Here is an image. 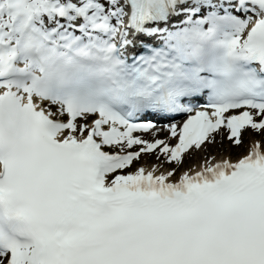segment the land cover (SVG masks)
I'll return each instance as SVG.
<instances>
[{"label": "snow or ice", "instance_id": "obj_1", "mask_svg": "<svg viewBox=\"0 0 264 264\" xmlns=\"http://www.w3.org/2000/svg\"><path fill=\"white\" fill-rule=\"evenodd\" d=\"M0 264H264V0H0Z\"/></svg>", "mask_w": 264, "mask_h": 264}, {"label": "rangeland", "instance_id": "obj_2", "mask_svg": "<svg viewBox=\"0 0 264 264\" xmlns=\"http://www.w3.org/2000/svg\"><path fill=\"white\" fill-rule=\"evenodd\" d=\"M220 148H218V150H219ZM223 149H224V152L226 153V152H228V150H229V147L226 145V144H223ZM219 152H220V150H219ZM241 153H239L238 151H237V155L236 156H239Z\"/></svg>", "mask_w": 264, "mask_h": 264}, {"label": "bare ground", "instance_id": "obj_3", "mask_svg": "<svg viewBox=\"0 0 264 264\" xmlns=\"http://www.w3.org/2000/svg\"><path fill=\"white\" fill-rule=\"evenodd\" d=\"M210 150H215V149H214V148H210ZM151 166H152V165H150V166H147V167H149V168H150Z\"/></svg>", "mask_w": 264, "mask_h": 264}]
</instances>
